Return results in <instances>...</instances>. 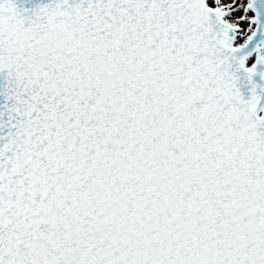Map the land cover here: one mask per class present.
Segmentation results:
<instances>
[{
    "label": "snow or ice",
    "instance_id": "obj_1",
    "mask_svg": "<svg viewBox=\"0 0 264 264\" xmlns=\"http://www.w3.org/2000/svg\"><path fill=\"white\" fill-rule=\"evenodd\" d=\"M0 264H264V0H0Z\"/></svg>",
    "mask_w": 264,
    "mask_h": 264
}]
</instances>
